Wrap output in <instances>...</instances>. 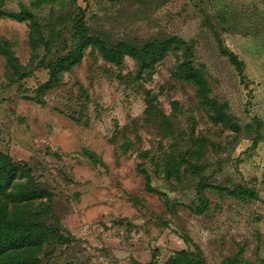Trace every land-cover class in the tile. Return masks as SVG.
I'll return each instance as SVG.
<instances>
[{"label":"rangeland","instance_id":"374dc122","mask_svg":"<svg viewBox=\"0 0 264 264\" xmlns=\"http://www.w3.org/2000/svg\"><path fill=\"white\" fill-rule=\"evenodd\" d=\"M0 12L23 14L0 15V166L17 168L0 208L17 190L50 194L21 215L56 227L39 264H264V0H0ZM85 29L117 55L89 45L75 63ZM169 37L148 71L126 48ZM189 67L209 105L179 77Z\"/></svg>","mask_w":264,"mask_h":264},{"label":"trees","instance_id":"16d2710c","mask_svg":"<svg viewBox=\"0 0 264 264\" xmlns=\"http://www.w3.org/2000/svg\"><path fill=\"white\" fill-rule=\"evenodd\" d=\"M0 15L6 16L10 19H20L22 13H7L0 12ZM33 26L36 27V24L33 23ZM78 28L81 27L77 25ZM78 28H75L77 30ZM82 35V36H81ZM79 38V49L75 55L71 56L74 62L79 61L81 53L89 46L93 45L96 48L100 49V52L106 54L105 57L109 60L112 57H115L117 53L113 50H110V55L108 52H105L104 42L98 38H88L87 30L85 29L81 32ZM177 38L169 37L166 39H153L147 41L135 54L132 49L126 47L129 50L131 58L138 60L139 68L141 71L150 70L153 64L160 62L165 58L166 54L172 49V44L175 43ZM109 51V50H108ZM113 55V56H112ZM165 56V57H164ZM129 57V56H128ZM67 60H71L70 57H66ZM111 61V60H110ZM60 60L53 65V72L50 79L53 80L57 77L58 70L63 68ZM191 68H186L185 70H179V77L184 79V81L192 82L198 86V95L205 100L206 104H210L206 98L207 89L205 88L204 81L198 79L194 72L189 71ZM59 80H56L57 82ZM50 87V84L41 86V90H46ZM221 121L228 122V119L220 114ZM214 123H220L217 121V118H213ZM6 165V166H5ZM0 166V192L4 191L12 182L13 177H15L17 168L11 166L10 164H5ZM172 166H168V171L172 172ZM4 170H7L4 172ZM3 173H6V181L2 184ZM202 188H208V185H202ZM210 189L221 191L218 186H209ZM232 195V194H231ZM50 197V194L44 189H23L17 190L16 200L10 199L9 204L3 205L0 208V264H39V257L42 252V237L46 236L48 229L53 227L54 222L49 221L45 223L44 221H36L33 223H28L25 220L21 221V215L25 214L31 206L34 205L38 198ZM37 203V202H36ZM13 212H11V210ZM20 221V222H19ZM56 228V227H53ZM54 231V230H53ZM59 239L62 243L68 241V239L62 236V233L59 236ZM173 259L170 258L166 264H172ZM69 264H76L70 262ZM81 264V263H77ZM186 264H195L194 262H186Z\"/></svg>","mask_w":264,"mask_h":264},{"label":"water","instance_id":"95a60500","mask_svg":"<svg viewBox=\"0 0 264 264\" xmlns=\"http://www.w3.org/2000/svg\"><path fill=\"white\" fill-rule=\"evenodd\" d=\"M154 99H155V96H152V97H151V100H154Z\"/></svg>","mask_w":264,"mask_h":264}]
</instances>
